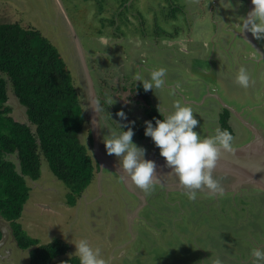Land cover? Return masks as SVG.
Listing matches in <instances>:
<instances>
[{
	"label": "rangeland",
	"instance_id": "374dc122",
	"mask_svg": "<svg viewBox=\"0 0 264 264\" xmlns=\"http://www.w3.org/2000/svg\"><path fill=\"white\" fill-rule=\"evenodd\" d=\"M239 3L232 0L223 12L222 0H0V24L36 29L58 49L86 113L82 141L90 144L92 136L96 154L118 165L115 156L107 155L104 137L127 131L119 124L134 121L133 143L146 149L145 159L163 158L144 135V122L152 121L155 127V120L173 112L177 102L192 106L199 121L194 131L201 138L220 128L234 136L233 147L256 142L259 136L264 146V43L256 40L262 52L258 54L236 36L243 33L242 20L238 18L236 27L230 16L237 14ZM225 35L226 49H220ZM240 43L248 53L237 61L228 51ZM241 67L250 75L247 88L236 82ZM159 68L167 71L164 87L145 92L135 77L149 79ZM144 92L149 104L142 98ZM9 96L14 118L27 121L25 108L11 90ZM107 97L115 104H107ZM96 99L103 108L98 113L92 109ZM119 111L127 120L116 116ZM91 150L97 160L94 143ZM98 165L96 178L82 196L99 199L96 211L84 199L76 206L70 203V190L42 159L41 177L31 184L20 219L27 237L41 244L61 240L70 244L71 256L74 243L85 239L100 249L106 264H212L217 257L224 264H250L251 249L264 246V191L256 192L248 183L217 174L223 193H230L201 190L195 199L200 202L186 204L189 199L183 191L189 190L177 176L163 180L164 186L155 185L154 194L139 198L129 189L138 187L128 188L118 175L111 176ZM108 182L119 197H131L138 206L146 202L138 213L140 220L129 217L122 198L106 197L111 194ZM245 227L263 234L249 239L252 232L247 235ZM236 239L241 241L233 244ZM15 258L18 263L20 256Z\"/></svg>",
	"mask_w": 264,
	"mask_h": 264
},
{
	"label": "trees",
	"instance_id": "16d2710c",
	"mask_svg": "<svg viewBox=\"0 0 264 264\" xmlns=\"http://www.w3.org/2000/svg\"><path fill=\"white\" fill-rule=\"evenodd\" d=\"M13 92L27 121H17L9 105ZM149 104V96L143 93ZM86 113L71 70L58 49L38 30L0 24V213L25 247H35L31 264H80L67 259L61 241L40 244L21 224L31 184L44 159L70 190V203L86 192L99 172L91 144L82 141ZM91 152H90V151Z\"/></svg>",
	"mask_w": 264,
	"mask_h": 264
},
{
	"label": "clouds",
	"instance_id": "9594fccd",
	"mask_svg": "<svg viewBox=\"0 0 264 264\" xmlns=\"http://www.w3.org/2000/svg\"><path fill=\"white\" fill-rule=\"evenodd\" d=\"M228 2L231 3V0ZM251 3L253 8L241 17L240 27L243 34L250 33L256 40H264V0H251ZM166 74L165 68H159L151 71L149 79L141 80L139 75L135 79L141 81L144 91L148 92L154 88H163ZM236 82L244 88L249 87L250 75L245 67L238 70ZM115 102L112 97L106 99L110 106ZM92 109L95 113L103 111L99 99L92 101ZM174 109L162 120L156 119L155 127L152 121H145L144 135L150 137L160 149V156L164 158L165 166L171 170L170 173L176 175L180 184L189 190L187 192L189 200L194 201L197 192L201 190H207L213 195H222L224 192L222 178L214 173L221 155L235 151L234 136L227 129L216 128L214 135L201 138L194 131L199 126V121L194 118L192 106H182L177 102ZM116 116L121 121L127 120L123 111L117 112ZM134 124V121L119 124L120 129L127 128V131L111 133L104 137L103 144L107 155L117 158L118 170L122 169L135 186L149 194L159 181L158 165L155 161L145 159L144 147L133 143ZM74 245L76 248L74 255L79 257L80 264H106L100 249H94L87 240L81 239ZM251 257L250 264H264V246L252 248ZM212 264H224V261L217 257L212 260Z\"/></svg>",
	"mask_w": 264,
	"mask_h": 264
},
{
	"label": "water",
	"instance_id": "95a60500",
	"mask_svg": "<svg viewBox=\"0 0 264 264\" xmlns=\"http://www.w3.org/2000/svg\"><path fill=\"white\" fill-rule=\"evenodd\" d=\"M237 1L240 2L239 10L237 14H236V11L232 12V15L230 16V20L232 21L231 25L239 27V23H236L238 21V18H241L245 16L248 12H250L253 8V5L251 3V0H246V2L244 0H237ZM221 5H222L221 10H223L224 12L225 8L231 5V3H229L228 0H222ZM243 7L245 11L243 10ZM227 10H229V8ZM226 36L227 35L222 37V39L220 40V49H226L225 48L226 41L224 42L225 39H228ZM236 36L241 37L243 41L245 42V44L251 47L256 53L262 54V52L260 51L259 44L256 43V39L252 40L248 38L246 34H243V33H236ZM261 41L264 43V40H261ZM246 45L243 46L242 43H240L238 48L230 49V51L228 52L231 54V56H234L235 60L240 61V59L244 58V56L242 57V54L246 55L248 53ZM91 88H92V92L95 94L96 89L93 85V81L91 83ZM15 98L17 99V97ZM93 143H94V151L96 154V143L95 141H93ZM261 144H262V138L261 136H259L256 142H253L248 145L241 146V147H233L235 149L233 153H223L221 155V158L218 162V166L215 169L214 174L215 175L220 174L224 177L226 176L231 177V178L235 177L239 183H243V182L248 183L252 185L256 190L258 189V190L264 191V146ZM96 157L102 168H106L110 170L111 174L114 173L118 175L121 179L122 177H124L122 180L126 183L128 188L130 184H134L130 181V179H128L125 176L122 169L118 170V165L114 163L112 164L111 162L106 161V159L100 158L98 154H96ZM147 160L155 161L156 164L158 165L157 173L159 175V181L157 184L164 186L163 180L165 181V180H168L176 176L174 174H171L170 173L171 170L165 166L166 162L164 158L154 159V156H152L151 158H147ZM103 165H106V166H103ZM129 189L131 192H134L133 191L134 189H131V188ZM135 194L139 198H141L139 194L137 193ZM0 220H2L1 215H0ZM3 224L4 225H0V230L2 231H4L3 230L4 226L8 225V223L4 222ZM8 227L11 229L10 226ZM5 233L6 232H4V237L6 236Z\"/></svg>",
	"mask_w": 264,
	"mask_h": 264
},
{
	"label": "flooded vegetation",
	"instance_id": "af4514ba",
	"mask_svg": "<svg viewBox=\"0 0 264 264\" xmlns=\"http://www.w3.org/2000/svg\"><path fill=\"white\" fill-rule=\"evenodd\" d=\"M114 174V173H113ZM113 174H111V176H114ZM110 178V177H109ZM112 178V177H111ZM184 193H187L188 191L184 190L183 191ZM256 192H260L262 193V191H258L256 190ZM230 192H225L223 193L222 195L224 194H228ZM257 194V193H256ZM159 195V194H158ZM226 198H222V201H224V204H226ZM221 201V202H222ZM189 202H194L195 203H198L200 201H186V204H188ZM222 205V203H221ZM187 206V205H186ZM227 206V205H225ZM242 212V210L240 211ZM169 213V212H168ZM167 213V214H168ZM1 217H2V220H0V225H4L3 223L6 222L8 223V225L4 226V231L0 230V264H31V252L35 250V247H29V248H25L19 241L18 239L16 238V234H15V231H14V228L12 227L11 223L9 221H7L3 215L0 213ZM169 218V216H167ZM21 219V218H20ZM19 219V221H20ZM18 221V222H19ZM250 222V221H249ZM10 226L11 229L8 227ZM22 226V225H21ZM23 228V227H22ZM253 229V230H252ZM251 230L252 234L250 235L249 231ZM246 229V227L244 228V231L247 232V235H250L249 236V239L253 236V235H256L258 237H261V235L263 234L262 231H261V234H256L255 231L257 229L255 228H251V229ZM24 231V229H23ZM4 232H6V236L4 237ZM236 240H239V241H236ZM235 241H233L232 243L233 244H237L238 242L241 241V239H236ZM242 240H246L245 238L242 239ZM247 241V240H246ZM19 253V254H18ZM19 255L20 256V259H19V262L17 263L16 262V258H15V255ZM27 258V259H26ZM29 259V260H28ZM212 261V260H211Z\"/></svg>",
	"mask_w": 264,
	"mask_h": 264
},
{
	"label": "crops",
	"instance_id": "0c3cea01",
	"mask_svg": "<svg viewBox=\"0 0 264 264\" xmlns=\"http://www.w3.org/2000/svg\"><path fill=\"white\" fill-rule=\"evenodd\" d=\"M246 36H248V38H250V39H254V38H252V36L250 35V33H248V34H246ZM263 57H264V54H263ZM98 174V173H97ZM156 185H160V184H156ZM111 186H114V185H111V184H109V182H108V187L106 188V190L107 191H109V193H111V194H108L106 197L107 198H111L112 197V200H114V199H118V198H122L124 201H123V208H124V210H125V212L129 215V217L130 218H136V219H138V220H140V218L138 217V213H139V211L146 205V202L144 201H140V205L138 206L136 203H135V201H132V199H131V197H126L125 195H123V197H119L120 196V194L121 193H114V191H113V188L111 187ZM90 187V186H89ZM115 189V188H114ZM157 190V189H156ZM113 191V192H112ZM135 193H137V194H139L140 196H141V198H145L146 196L144 195L145 193L141 190V189H139V188H136V190H133ZM154 191V190H153ZM152 191V193L154 194V192H156V191H154L153 192ZM84 195V194H83ZM82 195V196H83ZM80 197L77 201H83V199L85 200V202L90 206V205H93V208L97 211V209H98V206H100V205H95V203H96V201H98L99 199L96 197V198H92V199H90L89 197ZM133 196H136V195H134L133 194ZM155 196V195H154ZM77 203V202H76ZM74 206H76L77 204H73ZM23 215V214H22ZM100 216V215H99ZM113 216V215H112ZM22 218V217H21ZM138 220H136V221H138ZM19 223H20V221H19ZM23 227V226H22ZM23 229H24V227H23ZM25 231V230H24ZM36 240V239H35ZM40 243V242H39ZM41 244V243H40ZM67 244V243H66ZM68 245V247H69V251H70V244H67ZM69 251L67 252V254L65 255V258H67V259H72V258H76V259H79V257H77L76 255H73V256H71L70 255V253H69Z\"/></svg>",
	"mask_w": 264,
	"mask_h": 264
}]
</instances>
